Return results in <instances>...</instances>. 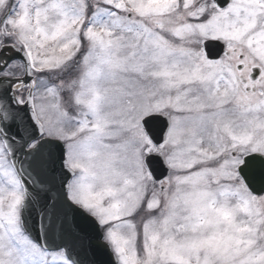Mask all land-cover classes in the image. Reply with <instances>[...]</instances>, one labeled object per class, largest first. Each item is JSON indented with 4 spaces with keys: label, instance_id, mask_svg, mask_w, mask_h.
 <instances>
[{
    "label": "snow or ice",
    "instance_id": "1",
    "mask_svg": "<svg viewBox=\"0 0 264 264\" xmlns=\"http://www.w3.org/2000/svg\"><path fill=\"white\" fill-rule=\"evenodd\" d=\"M0 264H264V0H0Z\"/></svg>",
    "mask_w": 264,
    "mask_h": 264
}]
</instances>
